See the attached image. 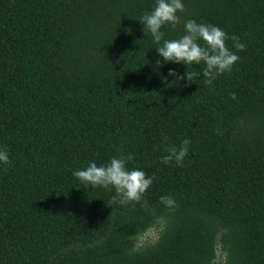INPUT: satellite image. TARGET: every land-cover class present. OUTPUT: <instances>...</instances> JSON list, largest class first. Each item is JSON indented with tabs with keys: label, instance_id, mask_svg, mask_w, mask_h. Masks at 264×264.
Listing matches in <instances>:
<instances>
[{
	"label": "trees",
	"instance_id": "16d2710c",
	"mask_svg": "<svg viewBox=\"0 0 264 264\" xmlns=\"http://www.w3.org/2000/svg\"><path fill=\"white\" fill-rule=\"evenodd\" d=\"M182 3L164 39L191 19L239 57L211 85L169 75L204 64L157 54L139 22L156 0H0V264H264V0ZM186 138L183 165L162 163ZM129 155L153 177L139 203L72 174Z\"/></svg>",
	"mask_w": 264,
	"mask_h": 264
},
{
	"label": "clouds",
	"instance_id": "9594fccd",
	"mask_svg": "<svg viewBox=\"0 0 264 264\" xmlns=\"http://www.w3.org/2000/svg\"><path fill=\"white\" fill-rule=\"evenodd\" d=\"M184 10L182 0H156L154 10L144 14L139 22L144 26L143 31L150 33L154 42L160 45L156 48V52L165 62L184 64L186 67L204 64L202 73L186 71L184 76H180L170 69V76L178 80L186 78L191 82L194 77L202 75L205 83L211 85L217 76L230 72L233 65L239 61V57L228 49L225 42L230 37L223 30L211 24L197 23L191 19L184 22L185 34L182 37L174 40L164 39V32L161 29L166 25L173 30L176 29L181 23L178 13ZM231 39L237 51L245 50L246 46L239 42L238 37L233 36ZM200 41L204 42L203 46L199 43ZM156 64L161 66L159 60ZM230 95L232 99H236L235 93ZM190 143V139L186 138L179 146L166 147L167 154L161 157V162L164 164L175 162L176 165L182 166L188 155ZM132 159L131 155L113 157L106 165L99 167L92 162L86 169L74 171L72 174L86 186H102L107 190L114 188L116 193L112 198L114 203L118 202L122 205L131 202L139 203L151 186L153 177L147 176L141 170H128L126 162ZM9 162L7 150L0 148V163L7 165ZM161 203L170 208L175 205L174 199L169 196H162Z\"/></svg>",
	"mask_w": 264,
	"mask_h": 264
},
{
	"label": "rangeland",
	"instance_id": "374dc122",
	"mask_svg": "<svg viewBox=\"0 0 264 264\" xmlns=\"http://www.w3.org/2000/svg\"><path fill=\"white\" fill-rule=\"evenodd\" d=\"M159 231H160L159 228H154V229L147 230L142 235L137 237V239L135 241V245L138 246V247H143V246H146V245H150L151 243H153L157 239ZM222 260H223V255L217 249L216 257H215V260H214L213 264H221Z\"/></svg>",
	"mask_w": 264,
	"mask_h": 264
}]
</instances>
